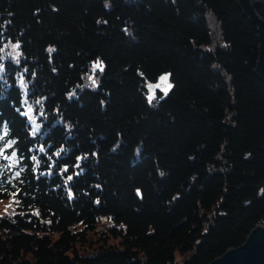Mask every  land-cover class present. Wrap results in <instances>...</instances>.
I'll list each match as a JSON object with an SVG mask.
<instances>
[{"label": "trees", "instance_id": "trees-1", "mask_svg": "<svg viewBox=\"0 0 264 264\" xmlns=\"http://www.w3.org/2000/svg\"><path fill=\"white\" fill-rule=\"evenodd\" d=\"M257 45L236 0H0V200L17 209L0 264H201L243 243L264 223Z\"/></svg>", "mask_w": 264, "mask_h": 264}, {"label": "water", "instance_id": "water-1", "mask_svg": "<svg viewBox=\"0 0 264 264\" xmlns=\"http://www.w3.org/2000/svg\"><path fill=\"white\" fill-rule=\"evenodd\" d=\"M244 16L255 26L257 32V60L252 73L264 83V19L258 9L264 0H236ZM201 264H264V223L254 226L243 243Z\"/></svg>", "mask_w": 264, "mask_h": 264}, {"label": "rangeland", "instance_id": "rangeland-1", "mask_svg": "<svg viewBox=\"0 0 264 264\" xmlns=\"http://www.w3.org/2000/svg\"><path fill=\"white\" fill-rule=\"evenodd\" d=\"M209 23H210V25H212V22L210 21V19H209ZM97 63H98V61L94 62L91 65V71L87 75L86 86L95 87L96 84H97L96 78L98 77V72H101V70L99 68H96L94 70V65L97 64ZM102 68H103V66H102ZM162 76H164V75H162ZM93 80H95V84H93ZM157 83H160L161 87L155 88L154 92L150 91L149 87H148L149 94L151 96H154V94H156V90H160V91H162L165 94L163 89L167 88V84L170 83V81L168 80L167 83H163V82L160 81V78H159L158 81H156L155 83H149V84L155 85ZM26 99L27 98L24 96V104H23V106H24V114L27 113L26 116L28 118V122L30 123V130L34 134V133H36V132H38L40 130L41 121L38 118V112L36 111V108L33 105L27 104L26 103ZM29 109H31V111H29ZM16 211H17L16 204L13 202L12 198H6V199H1L0 200V215L11 214V213H15Z\"/></svg>", "mask_w": 264, "mask_h": 264}, {"label": "snow or ice", "instance_id": "snow-or-ice-1", "mask_svg": "<svg viewBox=\"0 0 264 264\" xmlns=\"http://www.w3.org/2000/svg\"><path fill=\"white\" fill-rule=\"evenodd\" d=\"M14 47H18V45L14 46ZM51 51H53V49H49V52H51ZM0 68H2V65H0ZM96 68H99L101 71L103 70L101 63H99V62L94 65V70ZM169 75L161 76L160 81L163 83H167V81L169 80ZM93 84H95V80H93ZM148 87H149L150 91L154 92V89L161 87V84L160 83H157L155 85L149 84ZM171 87H172V85L170 83H168L167 88L163 89V91L165 92V95L167 94L168 89H170ZM152 98H153V96L150 95L149 101H151ZM29 111H31V109H29ZM25 115H27V113H25ZM0 154H2V153H0ZM5 158H7V157H5ZM17 175H19V173H17ZM69 179H71V177H69Z\"/></svg>", "mask_w": 264, "mask_h": 264}]
</instances>
